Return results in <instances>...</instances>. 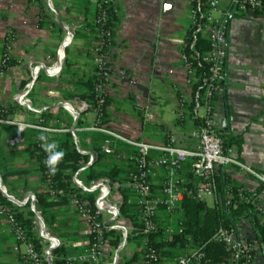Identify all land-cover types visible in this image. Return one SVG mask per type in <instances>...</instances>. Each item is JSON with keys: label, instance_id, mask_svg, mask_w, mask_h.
Wrapping results in <instances>:
<instances>
[{"label": "crops", "instance_id": "obj_1", "mask_svg": "<svg viewBox=\"0 0 264 264\" xmlns=\"http://www.w3.org/2000/svg\"><path fill=\"white\" fill-rule=\"evenodd\" d=\"M219 1L224 8L231 3V0ZM98 2L0 0V58L6 34L13 30L17 35L11 69L0 73V105L13 108L16 119L21 122L36 123L43 119L48 124H64L72 132L80 152H86L89 159L90 156L94 158L97 171H109L119 166L126 172L120 176L124 179L131 166L127 151L120 147L113 155H104L102 136L87 131L96 117L89 96L94 78L92 23ZM111 8L116 18L113 27L114 77L106 123L125 137L156 145L164 144L167 135L173 134L180 147L194 149L196 141L191 136L197 127L191 111L194 88L186 84L181 46L177 42L185 37L191 22L190 0H113ZM66 37L70 40L62 48ZM37 61L47 66L59 63L61 70L57 75L43 72L33 80L28 64ZM25 90L27 94L23 96ZM20 99L25 104H20ZM181 102L185 104L183 119L180 118ZM216 123L221 131L229 134L236 156L253 170L264 173V19L258 14L250 12L236 17L231 23L227 79L217 95ZM12 132L10 127L2 130L0 164L8 172L19 174L6 175L5 184L0 174L4 187L17 200L45 193L40 164L33 153L37 134L28 131L24 144L11 148L7 142ZM65 134H51L48 139L59 140ZM91 164L87 163L77 172L73 182L77 178L84 183V170ZM184 171L190 174L189 164H185ZM218 172L220 180L244 188L255 197L258 205L264 206V186L250 174L236 166H227ZM160 180V177L154 180L156 189ZM102 183L109 188L107 200L111 206L123 196L129 203H135V197L122 193L117 184ZM206 204L214 207L216 198H210ZM19 211L27 218L31 217L34 235L42 251H47L50 242L44 237L45 232L65 247L68 256L79 254L81 245L89 239L88 228L71 202L53 209L54 218L48 225L37 208L33 215H30L29 205L19 207ZM180 218L179 213L171 217L162 214L158 220L163 226L170 225L178 230ZM123 219L121 225L127 229L128 238L137 239L133 237L142 234L139 223L126 217ZM38 221L42 222L45 231L38 229ZM235 226L241 238L257 245L255 264H264V248L257 243L252 221L243 219ZM124 239L117 248L111 247L101 260L102 264L143 263L142 255L129 263L141 246L135 253H130V260L122 259L121 253L129 241ZM175 251L169 248L162 264H172L171 254ZM23 252L24 248L17 244L0 218V264H24ZM232 263L231 255L229 264Z\"/></svg>", "mask_w": 264, "mask_h": 264}, {"label": "built area", "instance_id": "obj_2", "mask_svg": "<svg viewBox=\"0 0 264 264\" xmlns=\"http://www.w3.org/2000/svg\"><path fill=\"white\" fill-rule=\"evenodd\" d=\"M112 2L113 0H99L92 23L95 38L92 49L94 65L92 109L96 117L87 131L102 136V151L105 155H113L120 147L127 151V159L131 166L121 188L136 199L134 204L138 207L141 232L152 234L162 229L164 235L171 238L180 230H175L170 225L163 226L158 220L159 217L162 214L171 217L177 213L182 216V203L187 197L201 203L216 198L219 169L236 166L264 186V173L253 170L236 156L235 149L226 143L229 134L221 131L216 123L217 95L227 79L231 23L238 14L246 15L250 12L264 19V0H231L228 8L222 7L219 0H190L191 22L185 37L177 42L181 46L182 64L187 74L186 84L193 88L197 85L191 107L193 119L197 122V127L191 134L196 141L194 149L180 147L173 134L167 135L164 144L156 145L125 137L112 130L106 123L107 102L114 77L112 62L115 52V32L110 25ZM200 37L208 41L207 52H197ZM69 40V37L64 39L62 48ZM16 44L17 35L10 30L4 39L0 73H7L11 69ZM28 67L32 72L33 80L43 72L47 75H57L61 70L59 63L47 66L41 61L30 62ZM26 94L27 91H23L22 95ZM19 103L25 104L23 99H20ZM184 107L185 104L181 102V119L184 117ZM71 114L77 119L75 113L71 112ZM5 127L13 129L7 142L11 148L23 145L26 133L34 131L37 134L34 143L38 153L44 152L41 148L40 136L48 138L51 134L69 132V129L59 122L48 124L43 119L36 123L21 122L16 119L13 108L0 105V141ZM81 153L86 154V152ZM93 160L94 158L90 156L88 163L91 164ZM185 164L190 165V174L184 171ZM42 175L45 179L46 192L51 199L57 201L60 193L55 188L52 175L49 174L46 165ZM157 177L161 179L158 189L155 188L154 181ZM221 181L226 207L233 206L235 198L243 203L255 202V198L244 188H235L228 182ZM74 184L86 191L97 192V197L93 205L77 193L71 197V205L88 228L89 239L81 245L79 254L65 257V264H102L101 260L111 249L107 232L115 231L121 234L122 238L126 236L127 229L118 224L122 198L111 206L107 200L109 188L102 182H92L90 186L85 187L84 183L75 178ZM26 205H29L32 211H36L35 197L17 200L0 185V218L9 228L17 244L24 248L23 263L45 264L46 261L52 260V251L59 243L52 241L56 238L45 232L44 237L50 241L48 249L45 252L37 248L29 228L17 218V213L13 209ZM256 211L258 219L264 223V206L257 204ZM104 213L107 217H103ZM108 222L112 224H107ZM36 224L38 229H43L41 221ZM215 239L223 243L231 252L232 264H255L257 245L253 241L241 238L235 225L230 228L221 227ZM143 246L147 248L146 242ZM159 259L158 252L149 247L143 256L142 264H158ZM203 260L204 254L200 249H193L191 245H187L185 253L181 254L174 264H203Z\"/></svg>", "mask_w": 264, "mask_h": 264}, {"label": "trees", "instance_id": "obj_3", "mask_svg": "<svg viewBox=\"0 0 264 264\" xmlns=\"http://www.w3.org/2000/svg\"><path fill=\"white\" fill-rule=\"evenodd\" d=\"M205 1V0H204ZM245 14H238L237 17H243ZM114 12L110 8V25L114 27ZM209 50V44L206 38L200 37L198 45V53H204ZM195 88L197 87L194 86ZM194 88V89H195ZM94 78L90 87V100H94ZM108 104V102H107ZM55 141L59 145V149L62 150L65 155L62 161L58 165V170L55 175H52V179L55 184V188L60 193L59 199L54 201L49 196L48 192L37 194L35 196L36 208L41 210L42 219L45 225L51 224L54 218L52 210L56 207L67 206L71 201L73 194L77 193L83 197L84 200L90 204H94L97 192L86 191L83 188L77 187L73 182L74 175L85 167L89 161V156L82 154L77 147V144L73 141L72 132H68L61 139L49 140V142ZM227 145L232 146V140L227 139ZM33 153L36 155L40 164L41 173L45 171L44 160L46 158L45 152L38 153V149L33 143ZM104 154V153H103ZM102 155V154H100ZM105 155V154H104ZM98 157V155L96 156ZM1 177L5 184L6 175H18L16 172H8L5 167L0 164ZM70 171V173H66ZM126 173L119 166H114L109 171H97L95 169L94 162L87 166L84 170L85 182L84 186L88 187L92 182H107L110 185L117 184L119 190L123 193L121 185L126 181V177L121 179L120 176ZM127 175V174H126ZM43 180L44 177L42 175ZM235 187V186H234ZM236 188V187H235ZM238 188V187H237ZM223 191V183L218 178L217 180V194L216 204L214 207H208L206 203H201L193 198H185L182 203L183 213L181 220L178 223V230L180 232L175 234L171 238L164 235V230H160L157 233L152 234H139L133 238H145L147 248L155 249L159 254L158 264H162L163 257L168 253L169 248L176 249L172 252V259L174 262L177 258L187 250V245H191L193 249H200L204 254L203 264H229L231 258V252L221 242L215 239L218 230L221 227L230 228L235 225L237 221L243 219H250L252 221L253 229L257 235V243L264 248V223H261L257 216L256 201L254 203H243L238 198L233 199V206L226 207ZM253 198H255L253 196ZM17 213V218L29 228L30 235L34 239V243L39 250H42V246L33 231V221L31 217L27 218L23 213L19 211V208L13 207ZM120 218L126 217L138 224V207L135 204L129 203L127 197L123 196L122 204L119 206ZM34 211L30 213L33 215ZM109 239V245L113 248H117L122 240V235L115 231H108L106 234ZM130 239V237L128 238ZM145 246H141L139 252H137L133 259L129 263H133L138 260V257L142 255V258L147 250ZM68 254L63 245H58L52 251L51 262L46 261L45 264H65V257Z\"/></svg>", "mask_w": 264, "mask_h": 264}, {"label": "clouds", "instance_id": "obj_4", "mask_svg": "<svg viewBox=\"0 0 264 264\" xmlns=\"http://www.w3.org/2000/svg\"><path fill=\"white\" fill-rule=\"evenodd\" d=\"M41 148L47 154L44 161L50 175H55L58 170V165L62 161L65 153L59 149L58 143L55 141L49 142L46 136H40Z\"/></svg>", "mask_w": 264, "mask_h": 264}, {"label": "rangeland", "instance_id": "obj_5", "mask_svg": "<svg viewBox=\"0 0 264 264\" xmlns=\"http://www.w3.org/2000/svg\"><path fill=\"white\" fill-rule=\"evenodd\" d=\"M124 223V219L123 216L120 218V220L118 221V224H123ZM146 241L145 238H137V239H129V241L127 242V245L124 249V251L121 253V257L123 260H130V253H135L136 251L139 250L140 246H142V244Z\"/></svg>", "mask_w": 264, "mask_h": 264}, {"label": "water", "instance_id": "obj_6", "mask_svg": "<svg viewBox=\"0 0 264 264\" xmlns=\"http://www.w3.org/2000/svg\"><path fill=\"white\" fill-rule=\"evenodd\" d=\"M0 185L4 187V184H3V182H2V179H1V178H0ZM43 229H44V231H45V228H44V226H43ZM128 236H129V235H128V231H127V232H126L125 239H124V241H125V242H127V240H128ZM52 241H56V242H57L58 240H56V239H52ZM49 253H51V251H49ZM49 262H51V260H49Z\"/></svg>", "mask_w": 264, "mask_h": 264}]
</instances>
